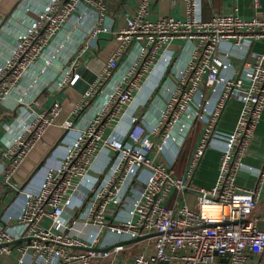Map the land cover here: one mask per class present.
<instances>
[{"label":"built area","instance_id":"2783aa9c","mask_svg":"<svg viewBox=\"0 0 264 264\" xmlns=\"http://www.w3.org/2000/svg\"><path fill=\"white\" fill-rule=\"evenodd\" d=\"M150 1L137 0L132 14L120 15L121 24L99 0H16L0 17V31L13 42L10 55L0 59V105L15 113L4 124L7 138H0V187L24 198L13 215L8 203L2 205L0 259L15 249V264H115L123 241L137 237L142 245L127 264H246L264 255V229L251 217L264 158L259 168L243 162L264 108L260 2L252 0L248 18L231 10L203 19L199 0H183V18L150 19ZM100 39L118 43L56 123L64 109L58 94L81 79L89 60H98ZM257 41L262 50L250 54ZM160 61L155 83L133 107ZM43 93L53 98L41 107ZM230 98L241 107L234 127L222 131L217 123ZM52 126L60 128L53 144L62 145L63 154L37 191H19L12 174ZM70 130L75 134L68 140ZM194 132L199 136L178 175L176 163ZM217 140L223 145L216 180L196 186V168ZM103 155L87 213L63 224L65 207L74 206L75 190ZM242 171L255 176L253 187L236 182ZM129 200L127 216L110 219ZM77 222L95 229L87 237L55 229ZM103 231L117 239L99 250ZM77 246L85 249L74 251Z\"/></svg>","mask_w":264,"mask_h":264},{"label":"crops","instance_id":"0c3cea01","mask_svg":"<svg viewBox=\"0 0 264 264\" xmlns=\"http://www.w3.org/2000/svg\"><path fill=\"white\" fill-rule=\"evenodd\" d=\"M16 0H3L0 3V17H5L9 15L10 11L14 8V3ZM106 5V10L108 14H110L114 18H119L121 14L123 13H129L132 14L133 12V6L135 5V2L137 0H122V1H114V0H99ZM260 5L257 8V11L264 14V0H259ZM233 10L235 14L241 16V17H250L254 13V8L252 4V0H199V16L203 19H208L212 16L214 12H229ZM185 3L183 0H151L150 1V10H149V18L150 19H156L160 17L161 15H170L175 18H183L185 16ZM121 18V17H120ZM119 18L117 24H121L122 21ZM118 26V25H117ZM12 33V32H10ZM111 42V41H110ZM109 42H105L104 39H100V44L103 45L101 51L105 48V46ZM263 48V43L260 41L254 42V44L251 46L250 54H253L255 52L261 51ZM13 49V42L12 39L6 36L5 33H2L0 31V59H4L8 57ZM163 63L160 61L156 67L149 76L148 81L145 82V86L143 90L139 93H135L134 98V105L135 107L139 102L142 101L145 94L149 91L151 85L155 83L160 70L163 69ZM58 96L62 99L64 102L66 98V94L63 91L61 94H58ZM53 98L52 94L43 93L39 97L40 106H47ZM68 103L72 106V102L68 101ZM64 106V103H63ZM70 107H67L68 110ZM65 107V106H64ZM241 107L240 100L236 98H230L217 123V128L222 131H230L237 120L239 111ZM35 110L38 111L40 107L34 106ZM15 116V113L12 111L7 110L4 108V106L0 105V138L1 136L6 137L8 134L6 133V130L4 128L5 123H10L13 120V117ZM64 118V117H63ZM126 123V121L124 122ZM54 128L51 129L50 132H48V136L50 137H56L57 133H54ZM75 134L74 130H70V134L68 135L70 140V137H73ZM198 132H194L193 137L188 140V142L185 144L184 149L182 151L185 152L184 159L180 163L179 159L176 163V174L180 175L183 172L187 154L193 145L195 138L198 137ZM255 140L252 143L250 147V152L244 156L243 162L245 164H249L255 167H261L262 161L264 158V108L262 110V114L260 117V120L256 126L255 129ZM67 140V141H68ZM222 143L220 140L214 141V144L212 146H209L199 164L196 168V171L192 178V183L196 186H205L209 187L211 186L217 177L218 173V163H219V156H220V148L222 147ZM3 147V143L0 141V150ZM169 148H173L172 144H169ZM64 148L62 145H59L55 147L49 155L45 158L40 168H38L37 171L33 173V175L30 177V179L25 183L21 184L17 182V187L19 191L29 190V191H37L39 188V184L47 170H49L51 167L55 166L61 155L63 154ZM105 163V156H101L100 159H98L94 165L92 166L89 174L87 175V179L79 184L78 188L74 192V206H67L64 209V213L62 215L61 221L63 224H68L69 226L72 225L71 219H79L82 216H84L89 208V200L92 196V192L94 187L97 184L98 174L100 173V170L103 168V164ZM30 164L29 161H27L26 166ZM25 174L23 176V173L17 174L18 178H20L21 182H24L25 179H27V173L29 170L26 169V167L21 168ZM14 180V179H13ZM15 181V180H14ZM236 182L240 185L246 186V187H253L256 183V178L252 174L242 171L240 172L236 177ZM14 194L11 192V188H8L7 186H1L0 187V213L2 212L4 206L8 203V214H15L19 211V207L23 203V194L17 192L15 197ZM14 197V199L12 198ZM10 199L12 203L10 202ZM188 199L191 205H194V198L193 196L188 195ZM131 202L130 200L121 205L118 210L116 211L115 219L111 217L110 219L118 220L125 218L127 216V211L130 208ZM251 217L255 218V222L257 227L264 229V183L262 185L261 191L259 193L255 208L252 211ZM47 224V221L45 222ZM56 230L62 229L63 231H68L72 234H77L82 237H87V235L92 232L95 229V225L88 224L87 226H82L80 223L73 224V228H64L58 227L55 228ZM117 238L113 236L112 234H109L106 231H103L100 234L99 242H98V249L103 250L105 248H108L111 246L112 243ZM123 244L125 245V248L121 250L118 254H116V257L118 260H116L115 264H127L129 262V258L131 255H133L138 249L141 247L142 243L138 241L133 240H124ZM74 251L76 250H84L85 247L77 246L72 248ZM15 249L12 252V255L6 258L0 259V264H15ZM114 258V259H115ZM104 261L108 262L109 258H106ZM98 260H95L92 264H98ZM78 264V263H76ZM246 264H264V255L263 256H250Z\"/></svg>","mask_w":264,"mask_h":264},{"label":"water","instance_id":"95a60500","mask_svg":"<svg viewBox=\"0 0 264 264\" xmlns=\"http://www.w3.org/2000/svg\"><path fill=\"white\" fill-rule=\"evenodd\" d=\"M117 43L118 41L116 40L109 42L105 46V48L99 52L98 60L91 59L86 63V67H84L81 73V79L77 80L72 86L67 87L64 90L66 94V98L63 102L65 107L62 110V113L60 114V116L56 119L55 121L56 123H60L64 119L63 117L67 115L66 108L71 106L68 103V101L75 102L78 100L80 94L86 89L87 84L94 78L95 73L98 72L102 68L108 56L113 52ZM52 128H54L55 134L56 133L58 134V132H60V128H58V126H52L48 128V130L43 135L41 140H39L35 144L33 149L27 154V156L24 158V160L21 162V164L16 168V170L12 174V178L15 181L21 184H25L30 179V177L33 175V173L37 171L38 168H40V166L42 165L47 155H49V153L53 150L54 148L53 138L54 137L48 136V132H50ZM27 161L30 162L28 166H26ZM24 167H26V169L29 170V172L27 173V179H25L24 182H21L17 174H20L21 172V174L23 173V176H24L25 173L21 171L22 170L21 168H24ZM142 238L143 237H137L133 239V241H138ZM158 264H167V263L165 261H159Z\"/></svg>","mask_w":264,"mask_h":264},{"label":"trees","instance_id":"16d2710c","mask_svg":"<svg viewBox=\"0 0 264 264\" xmlns=\"http://www.w3.org/2000/svg\"><path fill=\"white\" fill-rule=\"evenodd\" d=\"M192 137H193V134H192L191 138H192ZM184 155H185V152L181 153V155H180V157H179V161H180V163L183 161V159H184Z\"/></svg>","mask_w":264,"mask_h":264}]
</instances>
